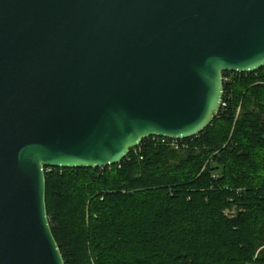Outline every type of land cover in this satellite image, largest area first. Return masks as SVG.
I'll use <instances>...</instances> for the list:
<instances>
[{
    "label": "water",
    "instance_id": "95a60500",
    "mask_svg": "<svg viewBox=\"0 0 264 264\" xmlns=\"http://www.w3.org/2000/svg\"><path fill=\"white\" fill-rule=\"evenodd\" d=\"M264 68V0H0V264H65L45 167L105 168Z\"/></svg>",
    "mask_w": 264,
    "mask_h": 264
},
{
    "label": "trees",
    "instance_id": "16d2710c",
    "mask_svg": "<svg viewBox=\"0 0 264 264\" xmlns=\"http://www.w3.org/2000/svg\"><path fill=\"white\" fill-rule=\"evenodd\" d=\"M223 77L226 105L176 147L148 137L109 167L44 168L65 264H264V68Z\"/></svg>",
    "mask_w": 264,
    "mask_h": 264
},
{
    "label": "built area",
    "instance_id": "2783aa9c",
    "mask_svg": "<svg viewBox=\"0 0 264 264\" xmlns=\"http://www.w3.org/2000/svg\"><path fill=\"white\" fill-rule=\"evenodd\" d=\"M230 73H233V72H230ZM234 74H242V73H234ZM230 81V77H223V83L224 82H229ZM227 99V98H226ZM226 105V100H224V95H223V100H222V103H221V107H224ZM220 107V108H221ZM154 138H158V139H160L161 140V142H163V143H168L169 145H171L172 147H176V144H175V142L177 141V140H172V139H167V138H161V137H155V136H153V139ZM167 140H170V141H167ZM46 168V167H45ZM48 169H47V171H50V168L49 167H47Z\"/></svg>",
    "mask_w": 264,
    "mask_h": 264
}]
</instances>
